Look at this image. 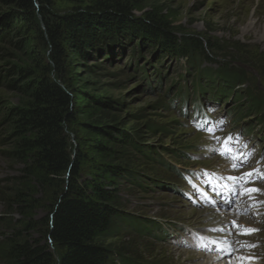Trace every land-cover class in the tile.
Here are the masks:
<instances>
[{"label": "rangeland", "instance_id": "1", "mask_svg": "<svg viewBox=\"0 0 264 264\" xmlns=\"http://www.w3.org/2000/svg\"><path fill=\"white\" fill-rule=\"evenodd\" d=\"M104 1L52 0V3L57 13L65 14L74 9H91L97 2ZM126 1L132 9L134 20L152 12L162 17L179 35L211 40L225 49L224 54H218L217 60L228 65L227 69L233 75L243 76L244 84L236 87L220 76L213 74L211 77L214 83L230 88L232 93L229 97L231 102L226 108L222 106L216 109L215 104L209 105L212 120L219 122L216 126L219 134H215L213 139L219 149L231 136L229 146L245 155L243 162L246 168L249 165L252 169L256 167V163L263 159L262 155L254 153V147H259L260 152L264 151V108L251 112L252 116L237 120V123L235 121L237 109L249 108L252 104L246 98L248 93L254 97L264 96V5H260V0ZM89 14L96 16V26L106 22L102 19L103 13L95 11ZM120 35L114 46L104 42L101 46L106 51L92 57L84 59L69 54L66 65L74 89L87 93V99H80V105L99 99L110 100L115 110L108 124L125 132L135 145L128 153L127 160L119 162L127 165L130 173L126 179L116 181L121 222L105 242L112 251V263L211 264L212 258L207 256V252L193 250L184 242L187 244L190 241L192 232L205 233L222 225L229 228L237 219L255 231L242 238L244 247L248 246L236 256V260H239L236 262L264 264V179L251 187L258 189V192L242 197L246 204L255 205L256 210L253 209L251 217L239 219L229 212L207 208L196 200L197 194L194 192L183 196L181 190L189 187L182 179L185 172H197L200 175L197 182L203 184L207 180L203 174L207 169L223 173L221 168L230 166L217 153L212 152L206 158L205 147L215 144L214 141L196 131L193 113L189 114L192 115L189 118L179 113L183 106L172 108L170 101L177 95L176 90L182 82L177 72L185 73V69L180 68L186 60L181 59L178 63L171 57H165L158 48L141 44L138 39L132 42L125 38L127 34ZM21 38L29 42L24 48L6 46L0 49V264H8L5 252L9 239L40 237L37 222L46 216L48 206L46 195L40 194L32 180L24 185L17 182L22 179L24 165L9 157L13 144L9 131L1 125L4 117L2 111L19 106L21 102L20 95L6 85L11 78L9 70L12 67L34 70L38 61H47L48 49L44 48L37 35L30 32L28 35L22 34ZM203 68L211 71L206 64ZM88 69L95 70L96 74H90ZM195 72L194 69L188 71L187 91L194 89ZM234 88L236 91L232 92ZM230 110L233 119L225 114ZM98 114V111H93L89 117L81 116L78 124L96 122L100 119ZM81 128H77L76 135L86 140L93 137ZM246 128L251 129L249 133ZM69 136L74 142L72 131H69ZM92 159L100 161L96 157ZM222 160L226 163L223 164ZM229 171L225 174L229 175ZM206 192L209 194L208 190ZM19 193L31 196V201L23 209L17 204ZM159 225L164 230H173L175 236H161L159 239L161 230L158 233L156 229ZM55 258L58 260L56 253Z\"/></svg>", "mask_w": 264, "mask_h": 264}, {"label": "trees", "instance_id": "2", "mask_svg": "<svg viewBox=\"0 0 264 264\" xmlns=\"http://www.w3.org/2000/svg\"><path fill=\"white\" fill-rule=\"evenodd\" d=\"M92 8L59 14L52 0H0V49L24 48L29 42L20 36L30 32L48 49L47 61H38L34 70L12 67L6 83L21 97L19 106L1 113V125L9 131L13 144L8 155L24 165L22 179L17 182L24 185L32 180L40 194L46 195L48 204L46 216L37 222L39 238L12 237L7 241L8 264H113L112 251L105 242L121 222L116 181L126 179L130 173L129 167L119 162L127 160L135 145L125 132L108 124L115 110L110 100L80 105L87 93L74 89L69 79V54L92 57L106 51L101 46L104 42L112 47L120 34H127L125 38L130 41L138 39L141 44L158 48L178 63L185 59V66L180 68L185 73L177 72L182 82L170 101L172 108L180 98L193 108L203 106L207 96L222 105L230 101V88L214 83L213 74L236 87L244 84L243 76L233 75L228 65L217 60L218 54L225 52L220 44L179 35L152 12L134 20L126 0H105ZM95 11L103 13L106 21L100 26L94 23L96 16L89 14ZM205 64L211 71L201 69ZM189 69L196 71L191 91L185 88ZM88 72L96 74L93 69ZM246 98L252 104L242 110L236 108V123L264 108V96L248 93ZM93 111L99 112L98 121L78 124V118L89 117ZM78 127L101 140L81 138L75 133ZM69 131L75 135L74 142ZM89 163L92 167L87 166ZM23 194L16 198L21 209L31 201L29 194Z\"/></svg>", "mask_w": 264, "mask_h": 264}, {"label": "snow or ice", "instance_id": "3", "mask_svg": "<svg viewBox=\"0 0 264 264\" xmlns=\"http://www.w3.org/2000/svg\"><path fill=\"white\" fill-rule=\"evenodd\" d=\"M217 123H219V122H217ZM205 125H209V126L206 127ZM195 126L198 129H201V130H204V131L208 132L212 136L215 135L216 129L214 127L210 126V122L207 121L206 118L204 119L203 123L197 122ZM216 139H217V142L219 143V138L217 137ZM231 142H232V137L229 136V137H227L225 139L224 144H223V148H220V149L212 148V149H209V150L210 151H214L217 154H219L221 156H224L227 159L232 160L234 162L233 163V168L235 170H238L239 164L236 163L235 161H237L239 159V156L236 153H234L233 150L231 149V147L229 146ZM249 155H251V153H249ZM205 175H210V174L205 173ZM246 175H249L250 176L251 174H246ZM228 179L235 180L236 178H234V177H228ZM240 179L243 180V178H240ZM258 191H259L258 189H254V188L245 189V192L246 193H249V194L250 193H253V192H258ZM240 214L246 215L247 213H240ZM253 231H255V230L254 229H244V228H241L242 234H250ZM196 239L199 242L197 244V247H200V248H203V249H206L207 248V246L203 243V240H204L203 237L197 236ZM211 243L218 245L219 242L212 241Z\"/></svg>", "mask_w": 264, "mask_h": 264}, {"label": "bare ground", "instance_id": "4", "mask_svg": "<svg viewBox=\"0 0 264 264\" xmlns=\"http://www.w3.org/2000/svg\"><path fill=\"white\" fill-rule=\"evenodd\" d=\"M260 5H264V0H260ZM264 9V8H263ZM263 9H261V10H263ZM261 13V12H260ZM263 13V12H262ZM259 14V13H258ZM260 15V14H259ZM261 17V16H260ZM258 21V20H257ZM254 25V24H253ZM227 222V221H226Z\"/></svg>", "mask_w": 264, "mask_h": 264}]
</instances>
